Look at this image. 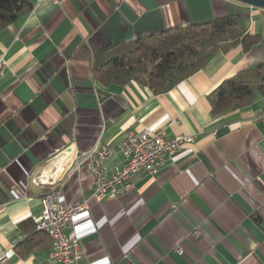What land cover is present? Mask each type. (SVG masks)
<instances>
[{
    "label": "crops",
    "instance_id": "obj_1",
    "mask_svg": "<svg viewBox=\"0 0 264 264\" xmlns=\"http://www.w3.org/2000/svg\"><path fill=\"white\" fill-rule=\"evenodd\" d=\"M32 1L33 11L0 33L4 264H58L52 238L34 222L51 186L33 177L54 170L68 147L79 154L94 146L109 148L112 175L125 163L126 132L144 129L194 140L156 175H134L100 201L86 165L70 173L71 162L61 174L60 202L86 198L96 222L81 236L79 264H264V97L221 116L208 98L226 78L264 63V8L239 0ZM239 12L259 42L248 52L241 42L218 51L168 92L94 76L95 55L108 45ZM31 235L39 246L24 257L18 244Z\"/></svg>",
    "mask_w": 264,
    "mask_h": 264
},
{
    "label": "trees",
    "instance_id": "obj_2",
    "mask_svg": "<svg viewBox=\"0 0 264 264\" xmlns=\"http://www.w3.org/2000/svg\"><path fill=\"white\" fill-rule=\"evenodd\" d=\"M33 9L32 0H0V33ZM248 21L247 12L227 14L204 23L175 26L132 42L108 45L95 55L94 76L105 85L138 80L157 94L168 92L204 68L218 51H226L239 42L246 52L250 51L259 36L247 31ZM259 95L264 97V63L226 78L208 98L212 114L221 116L245 107ZM36 230L44 232L37 227ZM38 246L31 235L18 244L19 254L28 256Z\"/></svg>",
    "mask_w": 264,
    "mask_h": 264
},
{
    "label": "built area",
    "instance_id": "obj_3",
    "mask_svg": "<svg viewBox=\"0 0 264 264\" xmlns=\"http://www.w3.org/2000/svg\"><path fill=\"white\" fill-rule=\"evenodd\" d=\"M193 140V135L188 134L168 136L165 129H144L139 133L127 131L120 145L125 156L124 166L112 175L108 174L105 164L110 155L107 146H94L79 154H75L71 147L65 149L58 157L61 161L54 170L45 169L33 177L35 183L51 186L43 195L42 213L34 217L37 229L48 233L52 238L51 258L58 264H79L81 236L86 229L96 226L86 198L76 199L65 205L60 202L61 174L71 162L73 166L70 173L79 171L86 165L94 174L93 197L100 201L109 193H122L134 175H156L165 165L167 156L177 153L185 143ZM198 234V231H194V235ZM177 252L183 254L184 251L177 247ZM7 259L6 253L1 254L0 264H4Z\"/></svg>",
    "mask_w": 264,
    "mask_h": 264
},
{
    "label": "water",
    "instance_id": "obj_4",
    "mask_svg": "<svg viewBox=\"0 0 264 264\" xmlns=\"http://www.w3.org/2000/svg\"><path fill=\"white\" fill-rule=\"evenodd\" d=\"M239 1L248 3L252 6L264 8V0H239Z\"/></svg>",
    "mask_w": 264,
    "mask_h": 264
}]
</instances>
